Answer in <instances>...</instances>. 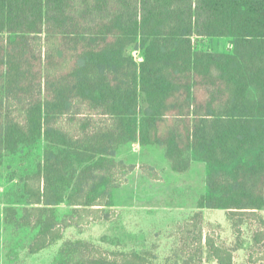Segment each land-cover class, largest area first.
<instances>
[{
  "label": "trees",
  "instance_id": "obj_1",
  "mask_svg": "<svg viewBox=\"0 0 264 264\" xmlns=\"http://www.w3.org/2000/svg\"><path fill=\"white\" fill-rule=\"evenodd\" d=\"M196 37L231 46L198 50ZM41 139L23 213L6 216L36 230L29 254L68 226L112 218L114 190L135 167L116 151L138 142L162 147L172 171L207 166L206 192L178 231L181 264H234L237 246L204 232L202 209L255 221L253 241H264V0H0V162ZM54 264L154 262L75 239Z\"/></svg>",
  "mask_w": 264,
  "mask_h": 264
},
{
  "label": "rangeland",
  "instance_id": "obj_2",
  "mask_svg": "<svg viewBox=\"0 0 264 264\" xmlns=\"http://www.w3.org/2000/svg\"><path fill=\"white\" fill-rule=\"evenodd\" d=\"M229 38H194L198 50L226 51L230 48ZM138 50V49H135ZM133 50H130L132 54ZM138 56L141 53L138 50ZM43 140L21 147L15 153H6L0 162V264H54L58 251L66 240L83 239L100 245L106 250L144 252L152 257L154 264L183 263L180 253L178 231L181 224L195 212L196 202L206 192L207 166L194 160L189 171L178 174L168 168L164 150L155 146L149 155L137 144H130L123 156L134 169L125 175V182L114 190V206L109 221L92 223L86 227L68 226L62 238L37 253L29 254L27 244L36 230L22 227L6 220L9 214L20 217L26 206L22 193L23 178L34 173L43 160ZM146 157V158H145ZM116 158V157H115ZM117 160H120L116 158ZM144 159H150L151 176L140 166H148ZM252 159V154L242 158ZM174 172V173H173ZM177 173V174H176ZM59 219L70 210L66 204L56 208ZM204 232L214 230L223 243L237 246L234 264H262L264 241L255 244L253 232L258 228L255 221L238 223L227 218L226 210L203 208ZM264 218V210L260 211ZM238 226L239 231L234 227ZM199 264H217L207 260Z\"/></svg>",
  "mask_w": 264,
  "mask_h": 264
},
{
  "label": "crops",
  "instance_id": "obj_3",
  "mask_svg": "<svg viewBox=\"0 0 264 264\" xmlns=\"http://www.w3.org/2000/svg\"><path fill=\"white\" fill-rule=\"evenodd\" d=\"M212 39H215V40H218V39H224V38H220V37H214V38H212ZM130 144H137V146H139L140 148H141V151H140V153H143V151L144 152H146L148 155H149V153L152 151H156V148H154L155 146L154 145H147V146H142V145H140L138 142H133V143H126V144H122V145H120L119 147H118V149H117V151H116V158H118V159H120V160H123L124 162H128V157H130V158H133L134 156L133 155H129L128 157H125V155L123 156V153L125 152V151H127L128 150V148H129V145ZM146 158V157H145ZM143 161H145V163L148 165V166H150V165H154L151 161H150V159H144ZM166 163H167V165H168V168L170 167V164H169V162H168V160L166 159ZM192 164H193V162H192ZM192 164H191V166H192ZM191 168V167H190ZM170 169V168H169ZM189 171V170H188ZM187 172V171H186ZM186 172H182V173H180V172H177L178 174H183V173H186ZM174 173V172H173ZM176 173V174H177Z\"/></svg>",
  "mask_w": 264,
  "mask_h": 264
},
{
  "label": "built area",
  "instance_id": "obj_4",
  "mask_svg": "<svg viewBox=\"0 0 264 264\" xmlns=\"http://www.w3.org/2000/svg\"><path fill=\"white\" fill-rule=\"evenodd\" d=\"M137 53H138V50H133L132 51V55H133L134 59L136 61H141L142 57L138 56V58H137Z\"/></svg>",
  "mask_w": 264,
  "mask_h": 264
}]
</instances>
